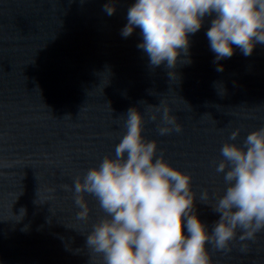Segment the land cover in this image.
Wrapping results in <instances>:
<instances>
[{
  "label": "water",
  "instance_id": "1",
  "mask_svg": "<svg viewBox=\"0 0 264 264\" xmlns=\"http://www.w3.org/2000/svg\"><path fill=\"white\" fill-rule=\"evenodd\" d=\"M111 2L113 15L104 10L109 0H0V264H93L86 238L103 212L85 194L89 218H76L74 180L114 155L129 108L144 116L157 155L191 176L196 214L209 231L218 216L199 197L224 192L215 171L221 147L243 146L264 128V44L250 56L233 45L218 71L206 36L213 13L188 34L190 62H179L181 53L175 69L153 68L138 47L141 30L121 34L136 0ZM162 102L181 133L160 135L159 118L151 121L149 105ZM239 235L229 252L208 245L211 264H264V230L254 240Z\"/></svg>",
  "mask_w": 264,
  "mask_h": 264
},
{
  "label": "clouds",
  "instance_id": "2",
  "mask_svg": "<svg viewBox=\"0 0 264 264\" xmlns=\"http://www.w3.org/2000/svg\"><path fill=\"white\" fill-rule=\"evenodd\" d=\"M104 10L115 13L111 0ZM213 13L206 36L215 63L231 58L233 45L250 56L256 44H264V0H136L121 34L131 36L139 28L138 47L147 54L150 67L166 62L168 69H175L181 53L185 59L179 62H190L188 34L198 32L203 18ZM217 70L223 71V65ZM168 75L178 80L175 71ZM149 111L151 121L160 120V135L182 132L166 102L149 105ZM124 114L114 155H106L74 180L80 209L76 218H89L85 194L95 197L103 212L86 238L93 264L97 257L103 264H211L209 244L229 252L238 230L240 242L254 240L264 230V128L250 132L243 146L226 142L221 147L215 171L223 174L224 192L210 198L205 189L199 197L218 216L209 231L196 214L191 176L172 167L162 153L157 155V142L143 135L140 110L132 107ZM239 135L236 129L229 140ZM246 247L243 243L242 250Z\"/></svg>",
  "mask_w": 264,
  "mask_h": 264
}]
</instances>
